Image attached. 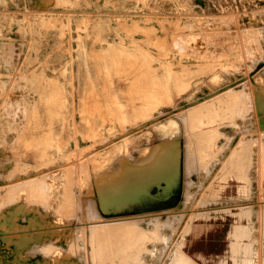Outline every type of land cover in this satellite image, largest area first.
<instances>
[{"label": "rangeland", "instance_id": "374dc122", "mask_svg": "<svg viewBox=\"0 0 264 264\" xmlns=\"http://www.w3.org/2000/svg\"><path fill=\"white\" fill-rule=\"evenodd\" d=\"M2 52L11 58L0 59V264L36 258L38 264H168L178 247L195 264H232L230 233L237 224L253 264H264V0H0V58ZM127 65L131 73L124 72ZM180 66L188 75L172 82L171 73H183ZM122 71L144 83L166 80L169 91L143 104L139 93L116 86ZM234 88L244 111L233 113L231 95L213 116L192 109ZM202 130L204 138L196 135ZM172 138L184 148L186 195L175 206L101 224L100 212L81 210L93 209L100 175L105 183L118 181L105 172L119 159L136 166L140 150L167 149ZM239 162L248 168L246 177L236 173ZM124 182L130 181H118ZM92 224L112 230L111 238L98 236L113 243L130 239L118 261L93 255ZM137 233L149 237L138 235L133 245Z\"/></svg>", "mask_w": 264, "mask_h": 264}, {"label": "bare ground", "instance_id": "6f19581e", "mask_svg": "<svg viewBox=\"0 0 264 264\" xmlns=\"http://www.w3.org/2000/svg\"><path fill=\"white\" fill-rule=\"evenodd\" d=\"M57 1V0H56ZM86 18V17H85ZM125 18V17H124ZM41 19V18H40ZM43 20V19H42ZM83 20V19H82ZM45 21V20H44ZM43 21V22H44ZM59 22V21H58ZM60 23V22H59ZM97 37V36H96ZM95 39V38H94ZM94 41V40H93ZM109 44V43H108ZM110 45V44H109ZM119 45H120V43H119ZM122 45V44H121ZM123 46V45H122ZM121 46V47H122ZM125 47V46H124ZM98 48V47H97ZM110 48H113L111 45H110ZM117 49V48H116ZM123 49H126V48H123ZM122 49V51H124ZM105 50H106V48H105ZM121 50V49H120ZM107 51V53H108V50H106ZM118 51V50H117ZM113 52V51H112ZM115 52V51H114ZM124 52H126V51H124ZM117 53V52H116ZM120 53V52H119ZM127 53V52H126ZM111 55H113L112 53H110ZM122 54V53H121ZM129 55H131L132 56V53L130 54V53H128ZM134 54V53H133ZM104 55H106V54H104ZM108 55V54H107ZM115 55V54H114ZM114 55H113V57H114ZM120 55V54H119ZM135 55V54H134ZM96 56V55H95ZM100 56V55H99ZM116 56V55H115ZM124 56H125V54H124ZM126 56H127V54H126ZM117 57H118V55H117ZM134 57V56H133ZM11 58V53L10 52H2V56H1V58L0 59H2V61H4V62H8V60ZM109 58H111V60L112 59H114V58H112V57H110L109 56ZM124 58V57H123ZM132 58V57H131ZM130 58V59H131ZM137 58V57H136ZM121 59H122V57H121ZM128 59V58H127ZM116 60V64L118 65V63L121 61L120 60V58H119V62H117V59H115ZM123 60V59H122ZM126 60V59H125ZM136 60V59H135ZM139 60V59H138ZM138 60H137V62H138ZM104 61V60H103ZM129 62H130V60H128ZM142 61V60H141ZM141 61H140V64H142L141 63ZM9 62H10V60H9ZM124 62V60L122 61V64H124L123 63ZM131 62H132V59H131ZM134 62H136V61H134L133 60V63H131L130 65H133L134 66V68H136V70H137V67L139 66H137V67H135V65H134ZM136 62V63H137ZM144 62V61H143ZM146 62V61H145ZM150 62V61H149ZM113 63V62H112ZM112 63H110L111 65H112ZM115 63V62H114ZM114 63H113V65H114ZM128 63V62H127ZM135 63V64H136ZM152 63V62H151ZM106 64V63H105ZM119 64H121V63H119ZM144 64V63H143ZM110 65V66H111ZM126 65V64H125ZM129 65V64H128ZM127 65V66H128ZM146 66L144 67V68H147L148 66H147V63L145 64ZM169 65H172V63L171 64H169ZM174 65V64H173ZM123 66V65H122ZM127 66H126V68H127ZM141 66V65H140ZM149 66H150V64H149ZM142 67V66H141ZM140 67V69H143V68H141ZM181 67V66H180ZM106 68V67H105ZM132 68L133 67H131V70H132ZM139 68V67H138ZM150 67H148V69H149ZM151 68H153V67H151ZM150 68V69H151ZM182 68V67H181ZM180 68V69H181ZM122 70L124 69V67L123 68H121ZM148 69H147V72H149L148 71ZM105 70V69H104ZM128 71H125L124 70V72H126V73H131L130 72V67L128 66V69H127ZM134 70V69H133ZM132 70V71H133ZM144 70V69H143ZM152 70H155V69H152ZM189 68L187 69V67H183L182 69H181V72H183V73H179L178 74V72L177 73H171L170 72V70H168L169 71V74L170 75H172V76H170V78L173 80L172 82H176L177 80L178 81H180V79L181 78H184V76L187 74L188 75V72H189ZM139 71V70H138ZM142 71V70H141ZM140 71V72H141ZM106 72V71H105ZM108 72H110V71H108ZM121 72V71H120ZM123 72V71H122ZM123 72V73H124ZM133 72H135L136 73V71L134 70ZM132 72V73H133ZM145 72H146V69H145ZM145 72H143V73H145ZM153 72V71H152ZM174 72V71H173ZM113 73H117V71L116 72H113ZM123 73H122V75H119L118 77H119V79H121V80H119V81H117V87L118 88H120V87H123V88H129L130 87V90L129 91H132V92H130V93H132V95H133V93H135V94H137V93H139L138 95H139V98H140V100L142 99L143 100V104L144 103H146V105H148L149 104V102L151 103L153 100V97H156V96H158V94H160V93H163V92H165V93H168V91H169V84H168V82H166V80H165V82L163 83V84H160L159 82H152V83H147V82H143L144 80H142L143 78H141V77H137L136 76V78L135 77H130V74L128 75V74H126V73H124V75H123ZM135 73H133V75L135 74ZM154 73V72H153ZM153 73H151V74H153ZM108 74V73H107ZM119 74V73H118ZM185 74V75H184ZM132 75V76H133ZM136 75V74H135ZM137 75H141V73L140 74H138L137 73ZM148 75V74H147ZM146 75V76H147ZM149 75H150V73H149ZM157 76L156 74H153V76ZM72 76V75H71ZM105 76V75H104ZM143 77L145 76L144 74L142 75ZM154 76V77H155ZM151 77V76H150ZM154 77H152V78H154ZM116 78V77H115ZM145 78H147V77H144V79ZM151 78V79H152ZM155 78H157V77H155ZM247 79V78H246ZM153 80V79H152ZM158 80V79H157ZM183 80L184 79H182V82L181 83H185V81L183 82ZM70 81V80H69ZM153 81H155V80H153ZM54 82V81H53ZM52 82V83H53ZM56 83L58 84V82L56 81ZM144 83V84H143ZM56 84V85H57ZM108 84V83H107ZM176 84V83H175ZM178 84H180V83H178ZM178 84H176V87H178L177 85ZM53 85V84H52ZM111 85V84H110ZM182 85H186V84H182ZM55 87V86H54ZM57 88H58V86H57ZM180 88V87H179ZM230 88V87H229ZM258 88V87H257ZM54 89V88H53ZM59 89V88H58ZM105 89V88H104ZM181 89H182V87H181ZM228 89V88H227ZM259 89V88H258ZM55 90V89H54ZM53 90V91H54ZM179 90V89H178ZM230 91H227V92H224V94L222 95V96H220V97H217V98H213L214 100H210V101H205V102H201V103H199V104H197V105H195L194 107H192V109L194 110V111H197L198 112V116L200 117V116H203L205 113H208L209 115L211 114L212 116L214 115V114H216L218 111H219V107L217 106V105H221L220 104V100L224 97L225 98V96H228V95H231V98H232V100H233V105H232V107H233V113L235 112V111H238V110H240V109H243V107H242V104H241V102L240 101H242L243 102V100H241V98L239 97L238 98V96H237V93H236V91H235V88L233 89V91H231V89H229ZM50 91V90H49ZM48 91V93H50ZM52 91V92H53ZM51 92V93H52ZM56 92H57V90H56ZM61 92H63V91H61ZM88 92V91H87ZM89 92H90V90H89ZM256 92V91H255ZM55 93V92H54ZM93 93V92H92ZM105 93V92H104ZM218 93H220V92H218ZM60 92H59V96H60ZM73 94V93H72ZM71 94V95H72ZM88 94V93H87ZM90 94V93H89ZM118 94V93H117ZM134 94V95H135ZM239 94V93H238ZM244 94V93H243ZM242 94V95H243ZM51 95V94H50ZM53 95V94H52ZM58 95H56L55 94V97L56 96H58ZM129 95V94H128ZM131 95V94H130ZM166 95V94H165ZM215 95V94H214ZM241 95V94H240ZM90 96H91V94H90ZM119 96V95H118ZM244 96V95H243ZM242 96V97H243ZM46 97V96H45ZM48 97V96H47ZM52 97V96H51ZM98 97V96H97ZM96 97V98H97ZM129 97V96H128ZM162 97V96H161ZM211 97V96H210ZM49 98V97H48ZM61 98V97H60ZM63 98H65V97H63ZM63 98H61L62 100H63ZM86 98H87V95H86ZM88 98H89V95H88ZM87 98V99H88ZM93 98L94 97H91V99L89 100L90 102H92L93 101ZM116 98V97H115ZM166 98H169V96L168 97H166ZM166 98L164 99V98H161V101H159V102H162V103H167L168 101L166 100ZM209 98V97H208ZM254 98V97H253ZM50 99V98H49ZM48 99V100H49ZM61 99L59 100V101H61ZM77 99V98H76ZM158 99V98H157ZM160 99V98H159ZM52 100H54V98L52 99ZM105 100V99H104ZM138 100V99H137ZM58 101V102H59ZM66 101V100H65ZM87 100H85L84 102H86ZM157 101V100H156ZM48 102V101H47ZM83 102V101H82ZM90 102H89V105H91L90 104ZM94 103V105H96L95 107H100V102L99 101H97L96 99L93 101ZM154 102H155V99H154ZM158 102V101H157ZM49 103V102H48ZM57 103V102H56ZM56 103H54L55 105H57ZM62 103V102H61ZM88 103V102H87ZM156 103V102H155ZM169 103V102H168ZM53 104V105H54ZM59 104H60V102H59ZM73 104V103H72ZM122 104V103H121ZM83 105H85V106H87L85 103H83ZM118 105V104H117ZM134 105V104H133ZM151 105V104H150ZM59 106V105H58ZM63 106V105H62ZM73 106V105H72ZM122 106V105H121ZM134 106H136V105H134ZM149 106V105H148ZM153 106H154V103H153ZM55 107V106H54ZM92 107V106H91ZM102 107V106H101ZM123 107H124V105H123ZM142 107L143 106H141V108H140V110L142 109ZM74 108V107H73ZM72 108V109H73ZM87 108V107H86ZM133 108V107H132ZM148 108V107H147ZM153 108V107H152ZM53 109V108H52ZM52 109H51V111H52ZM83 109V108H82ZM125 109V108H124ZM146 109V108H145ZM149 109V108H148ZM147 109V110H148ZM255 109V108H254ZM55 110H56V108H55ZM88 110V109H87ZM101 110V109H100ZM107 109H105V111H106ZM120 110H121V108H120ZM120 110H119V112H120ZM134 110V109H133ZM142 110H144V109H142ZM146 110V111H147ZM83 111V110H82ZM128 111V110H127ZM145 111V110H144ZM243 111H244V109H243ZM249 111V110H248ZM257 111V110H256ZM87 112V111H86ZM126 112V111H125ZM141 112V111H140ZM26 113V112H25ZM52 114L54 113V115H57V114H55V111L53 112H51ZM58 113V112H57ZM74 113V112H73ZM84 113H85V111H84ZM111 113V112H110ZM122 113V112H121ZM139 113V112H138ZM144 113V112H143ZM148 113V112H147ZM146 113V114H147ZM188 113V112H187ZM238 113H240V112H238ZM49 114V113H48ZM87 114V113H86ZM90 114V113H89ZM218 114V113H217ZM260 114H263L264 115V113H260ZM53 115V116H54ZM91 115V114H90ZM112 115V114H111ZM122 115V114H121ZM262 115V116H263ZM51 116V115H50ZM93 116V115H92ZM211 116V117H212ZM259 116V115H258ZM261 116V115H260ZM57 117V116H56ZM80 117V116H79ZM102 117V116H101ZM123 118H124V115L122 116ZM108 118V117H107ZM122 118V119H123ZM202 118V117H201ZM258 118V117H257ZM263 118H264V116H263ZM115 119V118H114ZM135 119V118H134ZM50 120V119H49ZM87 120V119H86ZM105 120V119H104ZM109 120V119H108ZM125 120V119H124ZM202 120V119H201ZM260 120V119H259ZM261 120H263V119H261ZM88 121V120H87ZM111 121H113V120H111ZM122 121V120H121ZM129 121V120H128ZM208 121V120H207ZM258 121V120H257ZM118 123H119V120L117 121ZM131 122V121H130ZM202 122V121H201ZM201 122H200V124H201ZM260 122V121H259ZM264 122V121H263ZM262 121H261V123H263ZM88 123V122H87ZM184 123V122H183ZM191 123V122H190ZM101 124H103V123H101ZM189 124V123H188ZM192 125H193V123H191ZM48 125H49V123H48ZM74 125V124H73ZM190 125V124H189ZM261 125H263V124H261ZM50 126H51V124H50ZM75 126V125H74ZM90 126V125H89ZM260 126V125H259ZM264 126V125H263ZM106 128H107V126H105ZM94 128V127H93ZM115 128V127H114ZM195 128V127H194ZM75 129V128H74ZM91 130V129H90ZM191 130V129H190ZM213 130V129H212ZM258 130V129H257ZM92 131V130H91ZM106 131V130H105ZM113 131V130H112ZM184 131V130H183ZM76 132V131H75ZM88 132V131H87ZM100 132H102V131H100ZM114 132V131H113ZM120 132H122V131H120ZM200 132V131H199ZM209 132V131H208ZM216 132V131H215ZM196 133V132H195ZM204 130H202L199 134L197 133L196 135L197 136H199L200 138H204ZM93 134V133H92ZM194 134V133H193ZM212 134V133H211ZM46 135H47V131H46ZM96 135V134H95ZM108 135V134H107ZM210 135V134H209ZM214 135V134H213ZM87 136V135H86ZM86 136H84V137H86ZM91 136V135H90ZM98 136V135H97ZM184 136V135H183ZM193 136H195V135H193ZM46 137V136H45ZM48 137V136H47ZM95 137V136H94ZM112 137V136H111ZM180 137V136H179ZM48 138H50V137H48ZM96 138V137H95ZM102 138V137H101ZM106 139H107V136L105 137ZM103 139H104V137H103ZM102 139V140H103ZM105 139V140H106ZM48 141V144H49V139L47 140ZM51 141V140H50ZM76 141V140H75ZM252 141V140H251ZM103 142V141H102ZM241 142V141H240ZM255 142V141H254ZM96 143H97V141H96ZM101 143V142H100ZM170 145H169V147H167V149H164V148H162V147H157L158 145H155V147L156 148H154V150H150V149H148V150H150V151H148L147 149H142V150H140V153L137 155L138 156V160H137V165L136 166H133V165H130L128 162H126V160H125V158H123V159H117L118 160V162L116 163V165H114L113 167H111L109 170H107L106 172H105V174H108V175H111V174H113V173H115L114 175H116V177H118V181H120V180H122V178H126L127 179V181H128V179H129V181L130 182H127V183H129L128 185H121V184H119L118 183V181L116 180V182H114V183H105V181H108V179L106 178V175H100L99 176V178L97 179V181H96V184L95 185H93V197L94 198H92V200H91V202L93 203V209L91 210L90 208H86V209H84V206L83 205H81V207L80 208H82L81 210H83V211H85V212H87V215L88 214H90V211H94V214H95V211L97 212V214H99L98 212H100V214L98 215V216H96V214H95V216H96V218H100V221L99 222H97L98 224L100 223H103L105 220H116V219H119V218H125V217H128V216H133V215H136V216H139V215H141V216H144V215H148V214H151V213H153V212H158V211H163V210H167V209H170V208H172L171 206H169V207H167V208H163V209H159V210H154V208L153 209H147V207H150V206H154V205H157L158 204V202H160V201H162V200H167V204H169V205H172L173 204V202H175V199L174 198H171L170 196H171V194L173 193V192H175L177 189H178V187H179V192H176V195H178V199H180L179 197H180V195H181V198H182V196H184V194H183V186H184V183H183V186H182V184L180 185V178L182 177V174H183V172H184V161H182V159H183V157H184V155H183V151H184V148H183V145H182V143L178 140V139H176V138H172L169 142H168ZM244 144H245V142H243ZM248 143V142H247ZM29 145V144H28ZM50 145V144H49ZM75 145V144H74ZM91 145H93V144H91ZM237 146H238V144H236ZM243 145V144H242ZM241 145V146H242ZM77 146V145H76ZM86 146V145H85ZM88 146V145H87ZM89 146H90V144H89ZM88 146V147H89ZM240 146V145H239ZM246 146H248L247 144H246ZM87 147V148H88ZM45 148V147H44ZM79 148V147H78ZM143 148V147H142ZM251 148V147H250ZM264 148V147H263ZM80 149H82V148H80ZM85 149V148H84ZM186 149V148H185ZM244 149H245V146H244ZM75 150H78V149H75ZM83 150V149H82ZM82 150H81V152H82ZM239 150H241L240 148H239ZM246 150H247V148H246ZM249 150V149H248ZM186 151H187V149H186ZM185 151V152H186ZM233 151H234V149H233ZM238 151V150H237ZM236 150H235V152H237ZM95 152V151H94ZM155 153V154H157V155H160V156H155L154 158H152L151 160H149V159H146V155H148V154H150V153ZM241 152V151H240ZM239 151H238V153H240ZM244 152H245V150H244ZM247 152V151H246ZM262 152V151H261ZM89 154V153H88ZM186 154V153H185ZM236 154V153H235ZM264 154V153H263ZM261 155V154H260ZM190 156V155H189ZM236 157H235V159L237 158V156H238V154L237 155H235ZM251 156V155H250ZM249 157V156H248ZM258 157V156H257ZM81 158V157H80ZM89 158H90V160H92L91 158L92 157H90L89 156ZM241 158V157H240ZM249 158H251V157H249ZM93 159H94V157H93ZM164 159H165V161H164ZM247 159V158H246ZM238 160H239V157H238ZM237 160V161H238ZM245 160V159H244ZM86 161V160H85ZM85 161H83V162H85ZM96 161V160H95ZM237 161H234V162H236L237 163ZM246 161V160H245ZM244 161V162H245ZM82 162V161H81ZM101 162V161H100ZM242 162V161H241ZM244 162H243V165L242 166H240L241 164H240V162H239V169H237L236 168V173L238 174V176H245L246 177V173L247 172H244V171H246V168H244L245 166H244ZM249 162H250V160H249ZM78 163V162H77ZM246 163V162H245ZM251 163V162H250ZM95 164V163H94ZM104 164V163H103ZM247 164H248V162H247ZM262 164V163H261ZM82 165H83V163H82ZM85 165V164H84ZM83 165V167H85ZM246 165V164H245ZM249 165V164H248ZM189 166H191V164L189 165ZM237 166V165H236ZM261 166V165H260ZM77 167H78V164H77ZM233 167H235V166H233ZM248 169V168H247ZM187 172V171H186ZM123 173V174H122ZM126 173H127V175H126ZM188 174H190V173H188ZM96 175V174H95ZM133 176V178L131 179V178H129V176ZM102 176V177H101ZM187 176V175H186ZM248 177V176H247ZM260 177V176H259ZM184 178V177H183ZM249 178V177H248ZM239 179V178H238ZM183 181V180H182ZM243 181V180H242ZM125 183V182H124ZM127 183H125V184H127ZM180 185V186H179ZM187 189V188H186ZM189 189V188H188ZM67 191H66V193L68 192V188L66 189ZM185 191V190H184ZM245 191V190H244ZM186 192V191H185ZM68 195V193L66 194V198L68 197L67 196ZM186 195V194H185ZM65 196V195H64ZM91 196V195H90ZM70 197V196H69ZM260 197V196H259ZM68 199H70V198H68ZM67 199V200H68ZM72 200V199H71ZM70 200V201H71ZM184 200V199H183ZM69 201V202H70ZM74 201V200H73ZM256 201V200H255ZM80 202V201H79ZM134 203H138V204H140V206H139V209H137V210H135V209H133V208H131V205L132 204H134ZM190 203V202H189ZM187 205L189 206V204L188 203H186V205H185V202H184V207H187ZM241 205V204H240ZM18 206H20V205H18ZM14 207V206H13ZM129 208V210L128 211H126V208ZM224 208V207H223ZM230 208V207H229ZM13 209V208H12ZM21 209V208H20ZM20 209H16V210H20ZM95 209V210H94ZM191 209V208H190ZM227 209V208H226ZM15 210V209H14ZM15 210V211H16ZM185 210H187V209H185ZM10 211V210H9ZM21 211V210H20ZM23 211V210H22ZM21 211V212H22ZM83 211H82V213H83ZM188 211V210H187ZM202 211V210H201ZM201 211H199V212H201ZM12 212V211H11ZM18 212V211H17ZM17 212H15V213H17ZM33 212H35V211H33ZM59 212V211H58ZM264 212V211H263ZM15 213H14V215H15ZM187 213V212H186ZM188 213H191V212H188ZM192 213H193V211H192ZM258 213V212H257ZM23 214V213H22ZM34 214V213H33ZM39 214V213H38ZM124 214V215H123ZM2 215V214H1ZM4 215H6V214H4ZM18 215H20V214H18ZM17 215V216H18ZM109 215H113V216H110V217H106V216H109ZM11 216V215H10ZM10 216H7V217H10ZM37 216V215H36ZM41 216H42V214H41ZM84 216V215H83ZM89 216V215H88ZM87 216V217H88ZM192 216V215H191ZM196 216V215H195ZM14 217V216H13ZM19 217V216H18ZM29 217V216H28ZM34 217H35V215H34ZM11 218V217H10ZM9 218V219H10ZM16 218V217H15ZM31 218V217H30ZM29 218V219H30ZM33 218V217H32ZM47 218V217H46ZM27 219V218H26ZM89 219V218H88ZM260 219V218H259ZM258 219V220H259ZM12 220V219H11ZM10 220V221H11ZM17 220V219H16ZM19 220V219H18ZM38 220V219H37ZM3 221V219L0 221V222H2ZM5 221H9L8 219L7 220H5ZM13 222H14V220H12ZM55 221H57V220H55ZM18 222H20V221H18ZM17 222V223H18ZM32 222V221H31ZM37 222H39V221H37ZM43 222V221H42ZM51 222H53V221H51ZM68 222V221H67ZM5 223H8V222H5ZM4 223V224H5ZM27 223V222H26ZM26 223H25V225H26ZM35 223V222H34ZM48 223V222H47ZM1 224V223H0ZM3 224V225H4ZM9 224H11V223H9ZM16 224V223H15ZM19 224V223H18ZM21 224V223H20ZM31 224V223H30ZM37 225L38 224H40V222L39 223H36ZM264 224V223H263ZM23 225H24V223H23ZM97 224H92V226H91V229H90V231H93V234L95 235L96 234V238H94V248H96L95 249V253H93V255L94 256H96L95 254H97V257H99V256H101L102 257V261H103V259L104 258H109L108 260L109 261H111V260H116V258L118 259L119 257L118 256H123L124 254L122 253V251H120L121 249H123L124 248V245H126L127 244V242L129 241V243H130V239H127L128 241H126V239H122V241H120V243H113L112 241H110L111 239H109V238H111L112 237V233H111V231L112 230H110V229H103L102 227L100 228V229H97V230H94L95 228L93 227V226H96ZM7 226H9V225H7ZM11 226V225H10ZM13 226V225H12ZM20 226V225H19ZM22 226V225H21ZM20 226V227H21ZM34 226V225H33ZM41 226H42V224H41ZM47 226V225H46ZM186 226V225H185ZM6 227V226H5ZM14 227V226H13ZM15 227H17V225H15ZM19 227V228H20ZM23 227V226H22ZM32 227V226H31ZM30 227V228H31ZM39 227V226H38ZM55 227V226H54ZM1 228H3L2 226H1ZM27 229H28V227H26ZM41 228V227H40ZM48 228H49V226H48ZM89 228H90V226H89ZM94 228V229H93ZM182 228V227H181ZM184 228V227H183ZM8 229H10V228H8ZM14 229V228H13ZM17 229V228H16ZM39 229V228H38ZM42 229H44L43 227H42ZM57 229V228H56ZM185 229V228H184ZM243 229V226L242 225H239V224H237V225H235L234 227H233V229H232V231H231V233H230V237H231V241H230V243H229V247H230V250H231V252H232V264H253V257L251 256V255H249L248 253H247V244L245 243V242H243L242 241V238H243V235H245V234H243L242 235V230ZM20 230V229H19ZM23 230V229H22ZM30 230V229H29ZM58 230V229H57ZM16 231H18V230H16ZM49 230H47V231H45V232H48ZM246 231H247V229H246ZM260 231V230H259ZM38 232V231H37ZM106 232V234H107V236L109 237V238H102L101 236L99 237L98 236V234H102V235H104V233ZM183 232V231H182ZM250 232V231H249ZM28 233V232H27ZM32 233L33 232H31V234L30 235H32ZM92 233V232H91ZM109 233V234H108ZM39 234V233H38ZM156 234V233H155ZM246 234H248V233H246ZM141 236V239H142V237H144V239H147L149 236L146 234V235H143V233H137V235L135 236V237H133L132 238V240H131V242H132V244L133 245H135L137 242L139 243L140 242V238H138L139 236ZM153 234L151 233V236H152ZM159 235V234H158ZM138 236V237H137ZM31 237V236H30ZM30 237H28V238H30ZM24 238V235H21V237H19L18 239H16L17 241H15V243L17 244V243H20V242H22V241H20L21 239H23ZM114 238H116V237H114ZM39 239V238H38ZM57 239V238H56ZM151 239V238H150ZM1 240L2 241H4V237H1ZM31 240V239H30ZM46 240V239H45ZM44 239H43V241L42 242H44L45 241ZM141 241H143V240H141ZM39 243H40V241H38ZM123 242V243H122ZM145 242V241H144ZM45 243V242H44ZM44 243H42V244H44ZM137 243V244H138ZM141 245H142V242L140 243ZM144 244V243H143ZM172 244H174V243H172ZM246 244V245H245ZM130 245V244H129ZM128 246V245H127ZM137 246V245H136ZM153 246V245H152ZM176 246V245H175ZM249 246H250V243H249ZM18 247L20 248V246L18 245ZM141 247V246H140ZM166 247V246H165ZM174 247V246H173ZM251 247V246H250ZM128 247H126L125 249H127ZM142 248H143V246H142ZM141 248V249H142ZM145 248V247H144ZM169 249V248H168ZM173 249V248H172ZM174 249H175V247H174ZM173 249V250H174ZM251 249V248H250ZM131 250V249H130ZM138 250V249H137ZM172 250V251H173ZM187 250V249H186ZM125 251V250H124ZM134 251V250H133ZM94 252V251H93ZM120 252V253H119ZM137 252V251H136ZM249 252H251V251H249ZM252 253V252H251ZM250 253V254H251ZM167 254H168V252H167ZM128 255V254H127ZM135 255V254H134ZM140 255V254H139ZM138 256V255H137ZM6 258H8V256L6 257ZM122 258V257H121ZM136 258V257H135ZM164 258V257H163ZM139 259V258H138ZM167 259V258H166ZM171 260L169 261V263L168 264H195V263H193L192 261H191V259H189L187 256H186V254L178 247L176 250H175V252H174V254L172 255V258H170ZM97 260H99V259H97ZM123 260H124V258H123ZM132 260V262H133V259H131ZM116 261H118V260H116ZM38 262H39V258H36L35 260H33V261H31L30 262V264H38ZM112 262V261H111ZM123 262V261H122ZM122 262L121 263H119V264H122ZM137 262V261H136ZM136 262H135V264H136ZM164 262V261H163ZM166 262H168V261H166ZM138 263V262H137ZM116 264V263H115ZM128 264V263H127ZM167 264V263H166ZM218 264H226L225 263V261H221V262H219Z\"/></svg>", "mask_w": 264, "mask_h": 264}, {"label": "water", "instance_id": "95a60500", "mask_svg": "<svg viewBox=\"0 0 264 264\" xmlns=\"http://www.w3.org/2000/svg\"><path fill=\"white\" fill-rule=\"evenodd\" d=\"M180 185H181V178H180ZM180 185H179V186H180ZM176 192H179V187H178V189H177L175 192H173V193L171 194V196H170L171 198H174V199H175V202H173L172 205L167 204V200H162V201L158 202L157 205H154V206L152 205V206H150V207H147V209H153V208H154V210H159V209L167 208V207H169V206H171V207L175 206L176 201L178 200V195H176ZM139 206H140V204H138V203H134V204L131 205V208L137 210V209H139ZM128 210H129V208L127 207V208H126V211H128ZM123 215H124V214H123ZM110 216H113V215H109V216H106V217H110ZM2 233H4V231H2L1 234H2Z\"/></svg>", "mask_w": 264, "mask_h": 264}]
</instances>
